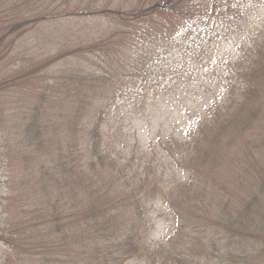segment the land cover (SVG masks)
Masks as SVG:
<instances>
[{
	"label": "rangeland",
	"instance_id": "374dc122",
	"mask_svg": "<svg viewBox=\"0 0 264 264\" xmlns=\"http://www.w3.org/2000/svg\"><path fill=\"white\" fill-rule=\"evenodd\" d=\"M126 1L0 0V35L7 34L4 30L9 24H21L16 37L6 35L0 43V79L5 76L9 78L8 93L3 94L0 100V264H27L26 259L29 257L38 258L40 263L42 260V264L57 257L64 264H98L102 260L116 264L115 257H125L126 234L133 227L126 225L129 223L126 221L128 217H133L130 212L137 202V160H123L121 156L136 151L137 133L139 139L147 144L150 138L170 135V131L178 132L183 126L188 128L191 125L194 128L197 124V118L192 114L202 109L210 92L208 90L201 95L196 92L214 86L206 76H201L200 82L198 80L193 86L188 83L185 89L171 91L169 98L157 97L138 115L137 100L133 98L128 101L121 112L117 111L120 114L116 112L118 121L110 117L104 121L105 131H109L108 126H113L112 136L103 137L107 142L102 144V149L108 156L104 155L100 159L83 145L85 150H80L82 159H78V139L71 138V134L62 126L68 125L69 119L63 121L66 116L61 112H67L75 122H83L85 126V123H91L88 117L96 114L99 118L102 107L109 103L115 104V98L123 99L124 96L111 93L114 91L111 83H107L109 86L105 89L101 87L102 92L90 98L81 97L82 94L76 90H80L81 81L86 83L81 72L76 69L80 65L91 67L88 62L76 59L93 57L84 48L77 58L74 57L76 59L71 55L83 46V42L103 35L104 31H99L97 27L103 23L101 15L76 19L69 13L81 4L99 6L104 3L114 7L116 4L124 5ZM222 2L218 0L219 4ZM251 16L244 18L241 28L249 35H264V11L260 9ZM112 26L107 25L108 32L113 30ZM167 33L171 35L170 31ZM242 34L236 31L234 39L231 38L212 52V56L198 63L197 68L210 74V63H219L223 59H227L228 63L239 57L242 52ZM112 39L115 41L116 38ZM158 39L159 35L153 34L148 42L159 45ZM167 41H171V38ZM94 43L92 50L97 51L99 45L96 41ZM130 44H134V48L130 56L127 55V60L125 57L110 60L105 55L100 62L90 59L94 60L93 66H101L99 70L94 69V73L100 75L108 68L111 70V79L112 74L115 78L131 79L137 74V70H134L137 64V35L134 41L122 43L126 49ZM163 50L167 51L164 47ZM64 55H70L68 60L72 58L66 69H63L66 60L60 59ZM46 63L49 65L45 70ZM126 63L128 66L125 68ZM71 69L73 72H70ZM129 72L131 75L128 78ZM224 72L225 66L218 68V76ZM64 74L68 76L63 77ZM94 82L97 87L106 84L97 80ZM166 84L170 90L178 85L176 79L168 80ZM189 90H193L188 95L190 101L186 99ZM67 94L73 98L70 99ZM36 108H39V114ZM35 118L37 123L40 121L42 133L39 138L30 139L24 131ZM150 123L153 127L148 130L147 125ZM119 128L129 135L127 152L115 135V132H120ZM80 130L84 133V139L89 140L88 132ZM260 130L264 132V129ZM260 132L256 133L248 149L246 145H237L236 141L224 143V152L221 150L222 155L219 154L220 166L214 173L209 172L214 175L216 193L223 199L235 195L239 207L242 198L254 194L264 196L258 188L261 168H250L258 160L264 168V143L260 141ZM238 137L235 136L236 139ZM84 139L81 143H84ZM134 155L137 157V152ZM179 173L178 176L184 175L186 178L185 173ZM238 175L243 176V180L254 178L253 185L248 187L244 181L240 184L235 179ZM155 177L160 184L162 181L158 176ZM165 180L172 185L171 179ZM127 182L132 185L127 186ZM145 183L142 192L150 194L152 190L149 185L153 186L154 182L148 179ZM163 189L159 187L156 191L160 199L151 200L148 204L154 223V226H149V230L154 240L165 237L174 222L175 212L167 200L175 195L177 189L174 190V186ZM103 214H107L108 219L104 226L92 223L94 217ZM253 218L258 219L255 212ZM99 219L103 220L102 217ZM259 222L264 225V212ZM262 227L257 225L255 229L262 230ZM121 264L144 263L131 258ZM251 264H264L262 249Z\"/></svg>",
	"mask_w": 264,
	"mask_h": 264
},
{
	"label": "trees",
	"instance_id": "16d2710c",
	"mask_svg": "<svg viewBox=\"0 0 264 264\" xmlns=\"http://www.w3.org/2000/svg\"><path fill=\"white\" fill-rule=\"evenodd\" d=\"M126 2L124 5L116 4L114 7L104 3L99 6L81 4L72 8L69 13L76 19L101 15L103 20V23L97 26L99 31H104L103 35L83 42V46L71 55L76 59L80 55V50L84 48L93 57L76 59L86 61L91 66L80 65L76 69L81 72L83 81H86V83L81 81L80 90L78 88L76 90L82 94L81 97L90 98L93 94L102 92L101 87L105 89L109 86L107 83H111L114 89L111 93L124 96L123 99L115 98V104L109 103L108 106L102 107L99 118L96 114L88 117L91 122L87 123L88 126L86 123L83 126V122L80 121L75 122L67 112H61L66 116L63 121L69 119V124L62 126L71 134V138L78 139L76 151L78 159H82L80 150H85L82 148L83 145L97 154L100 159L107 155L102 149V144L107 142L103 137L110 134L112 136L113 126H108L109 131H105L104 121L107 117L118 121L116 117L124 105L133 98L137 100L138 115L157 97L169 98L171 91L185 89L188 83L193 86L198 80L200 82L201 76L209 77L214 86L196 92L201 95L209 90L210 96L202 109L192 114L197 118L194 128L191 125L188 128L183 126L178 132L170 131V135L150 138L147 144L139 139L137 133L136 151L132 154L126 150L129 147V135L121 128L119 130L122 134L115 132L119 138L118 143L123 145L124 151L128 153L121 158L137 160L135 174L137 202L130 212L133 217H128L126 221L129 222L126 225L133 227L126 234L125 257H115L116 264L131 258L144 264H251L260 249L264 254V244L262 246L264 225H260L259 222L264 212V196L254 194L242 198L239 207L235 195L223 199L216 193L213 186L215 178L209 172L214 173L220 166L219 154L221 150L224 152V143L236 141L237 145H246L248 149L249 144L255 140L256 133L264 129V35L261 33L249 35L241 28L247 15L253 17L251 15L255 11L256 13L260 9L264 11V0H223L221 4L218 0H127ZM107 25H113V30L108 32ZM20 26L18 22L6 26L4 32L7 34L0 35V43L6 35L16 37ZM87 28L92 27L87 26ZM169 31L172 36L167 33ZM236 31L243 33L240 39H243L242 45L244 43L243 48L241 45V54L235 58L236 61L234 59V63L233 61L227 63V59H223L219 63H210L208 69L211 75L199 70L198 63L212 56V52L231 38L234 39L233 34ZM153 34L159 35V45L148 42V38ZM135 35H137V64L134 70H137V74L125 80L115 78L113 74L111 79V70L108 68H105V73L100 72V75L94 73V69L101 68V66H93L94 60L100 62L103 55L110 60L115 57H125L127 60V55L130 56L134 44L128 45L126 49L122 43L134 41ZM112 38H116L115 41ZM168 38H171V41H167ZM94 41L99 45L97 51L92 50L95 46ZM171 42L174 44H169ZM160 45L163 46L159 49ZM163 47L167 51L163 50ZM69 56H60V59L66 60L63 69L69 68L72 59L68 60ZM48 65L46 63L45 70ZM127 66L128 63L125 68ZM223 66L225 72L222 76H218V68ZM70 72H73L72 69ZM130 75L131 72L128 73V78ZM65 76L68 75L64 74L63 77ZM175 79L178 85L170 90L166 83ZM8 80V76L0 79V100L3 94L8 93ZM94 80L106 84L101 86L97 83L99 84L97 87L94 85ZM113 82L115 85H112ZM201 86L204 85L201 83ZM191 92L193 90L187 93L188 101L191 100V97H188ZM68 96L70 99L73 98L72 95ZM36 110L39 114V108ZM37 113L34 114L35 117ZM124 117L125 115L122 116ZM73 118H76L75 115ZM152 127V123L147 125L148 130ZM20 129L22 130V125ZM80 129L88 132L89 140L84 139V133ZM254 132L255 134L251 135ZM41 133V124L40 121L37 123L36 118L24 131L30 139L39 138ZM260 134L262 138L260 141L264 143V132L261 131ZM235 136L239 137L236 139ZM83 139L84 143H81ZM135 152L137 157L134 155ZM255 166L261 168L262 176L258 188L264 195L263 164L258 160L250 168ZM42 167H45V164H42ZM179 172L185 173L186 178L184 175L178 176ZM155 176L162 181L160 184ZM148 179H152L154 185H149L152 190L150 194L149 192L144 194L142 190ZM165 179H171L172 185L170 186ZM235 179L239 180L240 184L244 181L250 187L254 178L243 180V176L238 175ZM126 185L132 184L127 182ZM173 186L174 190L177 189L176 193L168 198L167 203L174 209V222L165 237L154 240L149 230V226H154V223L152 224L153 219L148 204L151 200L160 199L156 192L159 187L165 190L163 188L171 189ZM254 212L257 220L253 218ZM106 216L107 214L98 215L93 218L92 223L96 222L98 226H104L105 221L108 220ZM100 217L103 220L99 219ZM257 225L263 226L262 230H256ZM26 261L27 264H42V260L40 263L38 258L33 257L27 258ZM47 264H64V261L57 257ZM98 264L109 263L102 260Z\"/></svg>",
	"mask_w": 264,
	"mask_h": 264
}]
</instances>
